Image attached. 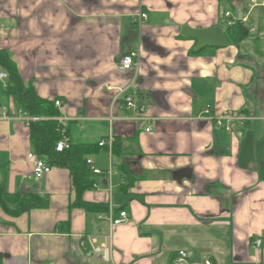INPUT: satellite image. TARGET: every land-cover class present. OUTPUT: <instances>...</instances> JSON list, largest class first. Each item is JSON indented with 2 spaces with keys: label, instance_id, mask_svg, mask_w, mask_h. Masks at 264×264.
I'll return each mask as SVG.
<instances>
[{
  "label": "crops",
  "instance_id": "crops-1",
  "mask_svg": "<svg viewBox=\"0 0 264 264\" xmlns=\"http://www.w3.org/2000/svg\"><path fill=\"white\" fill-rule=\"evenodd\" d=\"M230 19L254 37L230 43ZM185 27H219L228 44L197 50ZM260 42L264 6L250 0H0V50L38 96L63 102L70 144L97 148L87 163L98 183L83 197L110 209L77 207L66 168L35 178L29 127L1 93L10 111L0 117V184L48 201L16 216L0 205L2 264H177L180 252L185 264H264ZM132 52L138 68L122 72ZM132 83L147 121L124 106ZM110 138L111 153L99 146ZM121 211L120 226L100 218ZM89 237L111 247L109 261Z\"/></svg>",
  "mask_w": 264,
  "mask_h": 264
},
{
  "label": "trees",
  "instance_id": "trees-1",
  "mask_svg": "<svg viewBox=\"0 0 264 264\" xmlns=\"http://www.w3.org/2000/svg\"><path fill=\"white\" fill-rule=\"evenodd\" d=\"M226 36L230 43L240 45L254 37L250 27L243 21L233 22L227 29ZM0 72L7 74L4 84L0 83L1 93L13 102V112L19 111L27 117H37L41 120L29 124L32 153L44 159L50 166L66 168L70 171L77 194L76 206L91 212H109L107 205L88 203L84 193L93 189L98 183L97 176L87 163V156L97 149L94 146L69 144L62 152L56 147L64 138L66 127L58 121L61 112L55 101H49L38 96L33 85L25 84L18 67L7 50H0ZM3 106H0V108ZM64 132V134H63ZM0 205L10 214L16 216L35 207H46L48 201L39 197L11 194L5 182L0 184ZM14 205L16 209H9ZM0 264H2L0 257Z\"/></svg>",
  "mask_w": 264,
  "mask_h": 264
},
{
  "label": "built area",
  "instance_id": "built-area-1",
  "mask_svg": "<svg viewBox=\"0 0 264 264\" xmlns=\"http://www.w3.org/2000/svg\"><path fill=\"white\" fill-rule=\"evenodd\" d=\"M258 6H264V0L258 1V0H250V7L251 9H254ZM226 17H231L230 13H226ZM140 19L142 21L146 20V14L142 13L140 14ZM230 23H232V20L230 19ZM138 56L136 53H129L125 56H123L120 59V62L118 64L119 69L122 72H128L133 69L138 68ZM7 79V74L5 72H0V81H6ZM133 92L131 94H128L124 100V106L128 110L132 111L134 113V120L138 122H143L147 121L149 117L147 116L149 108L144 105L139 104V87L138 85L132 83L131 84ZM55 105L57 108H63V102L61 100H55ZM9 109L7 107H1L0 108V117L1 118H8L9 117ZM19 116L22 117L23 121L27 126L31 122L39 121L41 120L40 118L37 117H27L26 115H23L21 111L18 112ZM228 116V114L224 115ZM68 118H64V116H61L58 118V121L60 123H64ZM219 123H223V118L219 119ZM231 129V127H230ZM151 128H147V132H150ZM64 134V132H63ZM70 142L66 138V135L64 136L63 139H61L58 144H57V151L62 152L65 148L69 147ZM114 140L113 138H110L108 140L102 141L99 146L103 148H107L108 151L111 153V150L113 148ZM28 160L33 164V174L36 179H41L43 178L46 174H48L51 171V166L42 158H40L38 155L31 153L28 156ZM90 163V162H89ZM92 171L94 173H100L99 170L95 169L92 167ZM119 216L115 218L112 215V212L108 214L107 216H101L100 218H105L108 219L110 222L111 228L120 226L128 221V214L127 212L121 211L118 213ZM112 231V230H111ZM109 238V237H108ZM89 242L91 244V253L97 257H101L102 259L109 261L110 260V252H111V247L109 245L103 244V245H97L96 240L89 237ZM111 239V236L110 238ZM257 245H260V241L257 242ZM186 257L187 254L185 252H180L179 256L176 258V263L177 264H185L186 262ZM206 264H211L210 261H207Z\"/></svg>",
  "mask_w": 264,
  "mask_h": 264
},
{
  "label": "water",
  "instance_id": "water-1",
  "mask_svg": "<svg viewBox=\"0 0 264 264\" xmlns=\"http://www.w3.org/2000/svg\"><path fill=\"white\" fill-rule=\"evenodd\" d=\"M182 34L186 37L198 39L197 50L206 46L223 47L228 44L227 38L223 30L219 27L193 30L185 27L182 29Z\"/></svg>",
  "mask_w": 264,
  "mask_h": 264
},
{
  "label": "rangeland",
  "instance_id": "rangeland-1",
  "mask_svg": "<svg viewBox=\"0 0 264 264\" xmlns=\"http://www.w3.org/2000/svg\"><path fill=\"white\" fill-rule=\"evenodd\" d=\"M242 11H247L245 4H244V8L242 9ZM250 24H251V22H250ZM255 47H256V51H258L257 53H259V55H261V58L264 61V42L256 43ZM0 96H1V91H0Z\"/></svg>",
  "mask_w": 264,
  "mask_h": 264
}]
</instances>
